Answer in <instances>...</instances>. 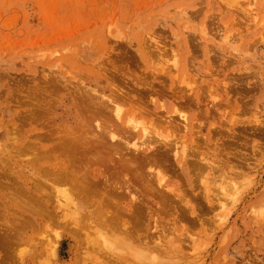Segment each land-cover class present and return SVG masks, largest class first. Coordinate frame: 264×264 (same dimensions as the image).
Masks as SVG:
<instances>
[{"label":"rangeland","instance_id":"374dc122","mask_svg":"<svg viewBox=\"0 0 264 264\" xmlns=\"http://www.w3.org/2000/svg\"><path fill=\"white\" fill-rule=\"evenodd\" d=\"M117 90L141 111L161 108L153 117L136 114L150 142L163 139L158 132L177 143L181 157L182 146L197 156L184 160L192 167L183 166L173 151L165 163L171 166L161 168L188 205L170 203L174 216L157 229L173 228L169 233H156L151 223L149 234L160 248L141 249L159 260L138 264H264V0H0V238L14 227L23 240L8 249V263L75 262V241L65 226L73 220L29 215L21 199L24 179L36 178L29 163L53 146L42 139L47 132L76 128L84 94L105 102ZM119 106L122 115L132 108ZM160 114L173 124H160ZM225 181L235 189L224 191ZM57 194L55 206L64 202ZM88 226L92 239L97 234ZM46 235H53L51 245ZM101 240L89 244L96 254L84 247L85 264H107L113 252L125 256V264L134 262L118 245L105 251Z\"/></svg>","mask_w":264,"mask_h":264},{"label":"bare ground","instance_id":"6f19581e","mask_svg":"<svg viewBox=\"0 0 264 264\" xmlns=\"http://www.w3.org/2000/svg\"><path fill=\"white\" fill-rule=\"evenodd\" d=\"M129 95L130 94L123 90H117L115 92L111 91L110 96L107 97L104 102L103 100H98L95 95L91 94V92L86 93V95L84 94V102L83 104H79V106L82 105V109H79L78 106L79 117H77V125H74L76 128L74 129V127L71 126V128L65 127L63 132L61 131L57 133L55 130H53V132H47L42 139L53 144V146L50 147V149L45 148L43 151H39V155L37 156L36 153L33 161L31 160L32 162L28 161L31 162L29 163V167H31V171H34L36 178L31 180L28 175V177L24 179V193L23 195L22 191L21 194L19 193V195L24 197L21 198L20 196V198L22 200L25 199L23 200L24 203H22V206L26 209V212L29 215H32L36 220H50L52 223L54 221H62L61 218L73 220L72 223H65V226L70 229V234L75 241L74 243L77 250V255H75L74 258L75 262L73 264L86 263L84 259L86 256H82L86 254L83 252L84 247L86 248L87 253H90L89 251L91 250L89 249L97 250V247H93L94 245H91L93 248H89V244L96 236L98 240L102 239V243L107 247V249H104L105 251L108 250L111 252L116 245L121 248L123 247V249H121L123 252H120V254H124L125 252L134 260V262L131 261L128 262V264L158 261V257L151 256L148 251L145 252V250L141 249L144 248L158 251V248H160V245H156L157 242L154 240V234H149L151 223L154 222L153 224L156 225L153 226L154 228L156 227L155 232L157 233V229L161 228L159 226H162L164 224L163 222H167L166 219H168L169 216H174V214L170 213V209L173 206L172 204L170 205L171 202L173 203L176 201L179 205H185V208L188 205V200H185L187 196L185 195L184 197L182 191L177 187H173L160 170L164 169L163 166L166 168L171 164L169 163L168 165H165V163H168V157L173 151L175 156L174 159L176 158V162L180 165L181 163H184L183 166L190 162V159L184 161L186 158H197V156L193 153V149H187L185 146H182L181 152L183 157H181L180 153H178L179 149L177 143L169 142L168 138H164L158 132L155 133V135L163 139H157L154 143L150 142L149 137L151 132L147 127L140 129V125H144V123L141 124V122H137L136 114L139 113L140 116L145 118L153 117L159 115V110L161 108L157 107L153 112H148L146 111V108L144 109L143 107V111H141V109H138L140 107H137L138 103L137 105H133L132 102H129ZM121 103L127 106H132V108L128 110V112H130L129 114L122 115L123 107L119 106ZM95 107H99V111ZM97 111L98 113L100 112L98 115L100 117L97 116ZM167 115L169 114L167 113ZM162 116L163 115L160 114L158 117L160 124H163L165 121L169 125L173 124L172 121H167V119H173L171 116ZM93 118H95L96 124L94 125L93 123V125L96 126V131L100 130L99 132L93 130L94 127L91 125V122L94 121ZM90 131H94L96 134L99 133L97 140H95V133H92V136L89 135ZM29 137L31 136H28V138ZM140 139L142 140L141 142H139ZM25 149L32 150V147L30 145ZM187 150H189V153ZM180 158H182L183 161ZM199 161L204 162L205 160L200 158ZM198 162L194 161L195 171L202 166V163ZM27 163L26 165H28ZM189 164L190 163H188V165ZM190 165L191 166L189 167H192L193 163ZM205 166L206 168L209 167V165ZM190 169L193 173L194 170L192 168ZM153 172H155V174H153ZM184 172L187 174L185 175L186 177L190 175L188 168H186ZM223 184L225 186L221 188L224 191L227 187L235 189L229 185L232 184L231 182L225 181ZM190 186L191 185H189V187ZM53 192L58 193V198L60 195L65 203L63 202L62 204V202H58L59 205L55 206V203H52L55 194H53ZM209 196L206 198L209 205H212L213 200ZM179 205H177V209ZM185 208L183 209L185 210ZM178 212L180 213L179 209L177 214ZM183 212L180 214V218H185L184 220H186L187 218ZM23 215L26 216L24 213ZM174 218L178 222V215ZM30 220L32 219L30 218ZM191 220L194 221L192 218ZM23 221H25V218ZM25 222L23 223L25 224ZM87 222H89V226ZM26 223V228H30L31 225H28L30 222L27 221ZM4 226L7 225L4 224ZM87 226L89 227L88 233H92V229L95 228L94 234L97 235H95V237L91 236L92 239H90V236L88 237V234L85 233ZM34 227L32 226L35 230L36 228ZM65 229L64 232L66 233L67 228ZM89 229L92 232H90ZM164 230H162V233ZM169 230H173V228L168 229V231L166 228L165 231L169 233ZM9 231V233H5L0 238V249L7 251L6 253H2V256H4L5 253V258H1L3 264L10 263L9 260L12 251L10 252L8 249H11V247L16 244H21L23 241L17 235L18 232H15L14 227H9ZM160 231L158 234L162 235ZM50 232L52 231L50 230ZM67 233L69 232L67 231ZM107 233H111V237H107ZM53 235L52 236L56 241L59 236L56 232L55 234L53 233ZM150 235L153 236V239ZM163 235L165 236V234ZM51 237H45V239L48 240L47 244L51 245L53 243ZM159 241L161 240L159 239ZM87 245L88 247H86ZM94 250L92 252L95 253L96 250ZM92 252L90 254H93ZM98 254L99 253H97V255ZM102 254L104 255L105 252ZM112 254L111 256L110 254L108 255L109 257L106 261L107 264H125L127 262L125 256L120 255L119 258ZM118 254L119 251L117 255ZM101 256L102 255L100 254L99 257ZM88 257H90L89 254ZM50 258H52V256H50ZM11 260L14 261V259ZM49 260L50 259L47 261ZM102 261L105 262L103 259ZM102 261H100L101 264ZM91 263L93 264V262Z\"/></svg>","mask_w":264,"mask_h":264}]
</instances>
